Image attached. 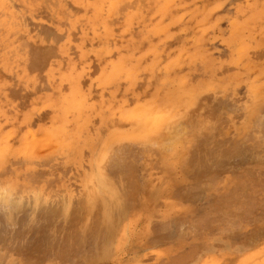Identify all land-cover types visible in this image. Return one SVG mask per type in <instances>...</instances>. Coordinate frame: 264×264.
Here are the masks:
<instances>
[{
  "label": "rangeland",
  "instance_id": "rangeland-1",
  "mask_svg": "<svg viewBox=\"0 0 264 264\" xmlns=\"http://www.w3.org/2000/svg\"><path fill=\"white\" fill-rule=\"evenodd\" d=\"M124 7L125 11H123ZM263 8L264 0H0V186L2 187H0V192L7 191L8 193L10 191L8 194L11 198L13 197L11 200L16 201L19 199V196L17 197L18 193L22 190L23 193L21 192L20 196L25 201L21 198L19 200H22V204L20 201H14L20 204L19 207L22 205V210L18 209L19 212L22 211L20 214L0 202V205L5 206H0V208H3V212L0 209L2 214L13 212V215L14 213L17 215L12 217L11 224L7 221L4 225L6 220L3 221L4 216L2 218L0 213V264H20V262L22 264H264V145L260 147L264 144V47H260L264 46ZM257 9L259 12L261 11L260 14H257ZM247 15L251 19L250 21ZM254 16L255 18H251ZM234 22L236 25L232 26L238 27L231 26ZM161 27H164V29L162 30ZM157 30H161V32L157 33ZM230 31L236 35V38L233 37L234 35L232 36ZM231 36L234 39L232 43ZM159 40L163 41L159 42ZM236 43L239 45H236ZM241 45H243L241 49L245 50L241 52L243 57L238 55L240 54L238 50ZM235 47L237 48L235 49ZM238 57L240 61L237 62ZM258 58L260 62H258ZM235 61L236 63H234ZM247 62L257 64L253 67V64L250 65ZM133 65L135 66L133 67ZM146 65L148 68H145ZM242 65L244 66L242 67ZM249 68L251 71L248 70ZM162 69H166L167 73L165 70L162 72ZM168 69L173 70L171 72ZM129 70L132 75H130ZM137 72H140L139 75ZM177 72L180 75L182 74L183 77H179ZM188 72L190 73L188 74ZM218 80L220 81L218 82ZM129 82H132V84ZM127 83L128 86L126 87ZM223 85L225 88H223ZM190 86L193 87L190 88L191 90L189 89ZM209 86L214 89L209 88ZM252 86L255 88L253 89ZM217 87L218 90L215 89ZM223 89H226L227 95L224 94L225 90L223 92ZM207 90H209V93H207ZM200 92H203V94ZM185 94H188V97ZM215 94L218 95L214 96ZM254 95H256V98ZM211 98L212 102L210 103ZM176 99H178V102L180 100L179 105L182 104V106L176 103ZM153 100L156 102L155 104L160 102V106L158 104L155 106ZM256 101L258 102L257 105L261 107H256L258 109V111L256 109L257 115L251 111V108L254 105L256 106L254 104ZM149 102H151L150 106L152 104L155 108L148 107ZM203 102L208 103L209 108ZM194 103H196V106ZM167 104H169V107H167ZM171 104L181 108L172 107ZM183 105H188V107ZM74 106L77 108L75 109ZM140 106H145L147 109L152 108L153 110L149 109L148 111L145 108V111H150L149 113H152L153 116L157 114L156 121L162 120L160 119L162 114L163 117H169V112L173 109L175 114L180 113L179 116L177 114V117L173 111L171 112V119L176 117L175 119L178 118L176 121L172 119V122H169V120L166 122L164 118L163 122L168 125H175V123L186 120L179 123L182 124L179 126L182 129L183 125L186 124L187 127H184V130L187 128L188 131L183 133V129L180 130L181 137L178 139L180 134L177 137L179 141L175 140L174 143L165 141L166 147L160 138H158L160 144L158 142L156 143L158 145H156L154 142L157 139L156 135L154 137L151 135L153 132H149V135L153 137L150 138L151 136H149V138L154 139L152 141L154 144H151L149 148H153L152 146L155 145L157 149L161 145L164 147V152L159 150L158 153L167 155L169 152L168 156L170 154L172 156L176 155V163L174 161L175 157L163 158L164 155L161 156L156 153L159 148L148 152L142 150L144 142L138 138L139 133L135 129L134 122L132 121L131 124L126 121L127 114L133 113L134 108L135 111H139L140 108L137 107ZM239 106H242L244 110L241 107L240 110ZM143 109L144 107L140 110L144 112ZM230 110L235 111L233 113ZM189 111L194 112V114L190 115ZM241 111L247 113V120H245V113L242 114ZM146 112L143 114L144 119L150 117L151 120L155 118L150 114L145 115ZM235 112L239 113L236 114ZM99 113L100 115H98ZM248 113L252 115H250L251 120ZM239 114H242V116ZM199 115H202L205 119L208 117V119L205 120ZM225 115L229 120L224 118ZM230 115L235 120L233 117L230 119L228 117ZM122 116H125V120ZM180 116H183V118L185 116V118L182 119ZM253 116L256 117L253 118ZM238 117L241 118L238 120ZM117 119H120L117 122L121 123L118 124V127ZM189 120L191 122H188ZM196 120H202L201 124L195 122ZM211 120L213 123H211ZM232 120L234 121L232 122ZM153 121L152 127L154 123L157 124ZM208 121L210 124H207ZM236 121L240 128L242 127L240 123L244 127L240 129L236 125L238 128L236 129L233 124H236ZM194 122L196 123L194 128H197L198 123L200 124L199 127L203 126V128L195 130L196 128L192 127ZM254 122L259 123L258 126L263 125L255 128L252 126L253 124L256 125ZM221 123L224 125H221ZM203 124L209 127L205 128ZM121 125L124 126L121 127ZM191 127L195 133L197 131L196 136L193 134ZM199 129L203 131L199 132ZM205 129L207 131L211 129L213 132L211 130L207 132ZM243 129L245 131L241 132L240 130ZM125 130L129 131L126 132ZM130 130L132 133L137 132L138 134H136L135 140L132 139L129 142L130 136L127 138L125 134L131 135ZM114 131L117 134L121 132V136L123 135L124 138L120 140V134L116 137L117 140L113 138L116 135ZM47 133L54 137H49L50 135L48 137L43 136ZM227 133L228 135L231 133L230 137L232 139ZM68 134L70 135L67 136ZM107 135L115 140L110 139L113 142L109 141L111 144L107 141L109 146H106L105 149V146L102 147V142H105L104 139H108L106 138ZM190 135L193 136L192 139ZM33 136L35 138H32ZM38 136H41L42 139ZM262 136L263 138H261ZM125 137L128 139L126 143L124 141ZM43 138L46 140H44L45 142ZM33 139H35V142ZM137 139L141 142L137 141L135 144H138L135 146L133 142ZM208 140H210V143H208ZM259 140H261V143ZM33 142L35 145L38 144V149L33 146ZM121 143L129 146L131 143L132 150L130 149L127 155L123 154L122 156L117 148H113L116 145L118 147V144ZM21 144H27L26 146H29V148L25 145L21 146ZM182 144L183 146H181ZM207 144L210 149H207L209 147ZM256 144L258 147H256ZM31 146L36 149H32ZM67 147L71 148L67 149ZM167 147L168 149H166ZM178 147L184 149L180 150ZM73 149L75 150L72 151ZM30 153L32 154L29 155ZM81 153L85 156H82ZM147 153L150 154V158L144 156ZM39 155L46 157L40 159ZM119 155L124 158L121 160ZM151 155L157 157L152 158ZM256 155L258 157L261 155L260 158L263 159H255ZM52 156H56L55 158H59V160L57 161L55 158V161L50 160ZM47 157H51L49 159L51 164L48 161V166V163H43ZM161 157L163 160H161ZM185 157L188 158L185 159ZM183 158L185 162H183ZM112 159L114 160L112 161ZM123 160L125 163L122 162ZM196 160H198V163ZM144 161H148L145 163L147 166L143 165ZM178 161L180 162L178 163ZM106 162L109 163V166ZM116 162L122 169L116 175V177H119H114V180L115 178L118 179L116 187L120 190V192L118 190L117 192H119V203L121 204L114 206L113 214L117 215V213L122 212L124 216L117 219L118 221L113 228L110 229L102 218L99 219L101 216L100 210H96L95 215L84 216L85 218L74 219L71 223H64L63 219L59 218L57 220L56 217L50 222L41 220L39 215L43 207L34 210L33 215L30 214L31 207H26L28 203L33 207L34 198L38 199L44 188V195L42 194L39 198H41V204L47 199V202H50L49 207L57 208L58 201L62 200L63 197V199L69 197L72 200L70 202H75L82 196L85 198V193L88 192L87 185L91 184L90 188L92 187L91 174L101 176L104 173L103 176L105 177L107 175L105 173L108 172H105L107 168L117 165ZM36 163L39 164L36 165ZM53 164H57V166H51ZM184 165H186L185 169ZM37 166L38 168H36ZM34 169H37L36 172H40L39 174L44 176L39 180H31V177L29 179L26 172ZM256 169L258 172L255 171ZM22 173L25 176H22ZM166 174L173 177L169 178ZM44 177L45 179H43ZM109 177L107 175V178ZM182 177H187V180ZM26 181L29 183L33 181L31 183L33 186L29 184L32 187H25L24 183L26 184ZM207 181L210 183H206ZM225 183L231 184V187ZM119 185H122L121 189H119ZM151 185L155 187L152 188L153 192L150 188ZM161 185L165 187L163 188ZM211 185L213 187H210ZM23 186L27 189L26 192ZM171 186L173 189L169 188ZM33 187H37L36 192ZM29 188L30 191L32 189L31 194L27 192ZM38 188H40V191H38ZM206 189L207 192H205ZM250 189L255 190H252L253 193H251ZM257 191L259 192L257 193ZM27 193L31 196L30 202L27 200ZM23 194L27 199L24 198ZM51 195H55V198ZM138 195L139 197H137ZM142 195L144 199H141ZM149 197H152V199ZM248 197L251 199L249 200ZM49 198H52V201ZM145 198L148 199L145 200ZM31 202L32 204H30ZM37 202L39 201L37 200ZM51 202H57L54 203L56 206ZM24 206L26 209H24ZM237 207H239L238 209L241 208L240 211ZM4 208L5 212L8 208L10 211L5 213ZM16 212L18 213L16 214ZM31 212H33L32 209ZM31 215L35 218L34 221L33 218H30ZM114 217L116 218V216ZM230 217H234V220ZM228 218L232 221L230 222ZM29 219L33 223L32 221L27 223ZM228 221L232 224V227ZM80 222H83L84 226ZM7 224L12 229L10 226L7 228ZM224 224L225 227H223ZM123 227H125V230H123ZM224 229L228 231L223 233L225 232ZM111 230L113 235L110 233ZM155 238L157 240L153 242L152 240H155Z\"/></svg>",
  "mask_w": 264,
  "mask_h": 264
},
{
  "label": "bare ground",
  "instance_id": "bare-ground-1",
  "mask_svg": "<svg viewBox=\"0 0 264 264\" xmlns=\"http://www.w3.org/2000/svg\"><path fill=\"white\" fill-rule=\"evenodd\" d=\"M240 1H241V0H240ZM56 3H57V2H56ZM166 6H168V4H166ZM147 8H148V7H147ZM152 8H153V7H152ZM96 9H97V8H96ZM236 9H237V8H236ZM121 10H122V8H121ZM121 10H120V11H121ZM259 10H260V8H259ZM262 10H264V8H263ZM123 11H125V7H124V10H123ZM179 11H180V10H179ZM179 11H178V12H179ZM257 11H258V9L256 10V12H257ZM141 12H144V11H141ZM260 12H261V11H260ZM260 12L258 11L257 14H258V13L260 14ZM96 13H97V12H96ZM235 13H236V12H235ZM63 14H64V13H63ZM120 14H121V13H120ZM165 14H166V13H165ZM255 14H256V13H255ZM88 16H89V15H88ZM181 16H182V15H181ZM181 16H180V18H181ZM247 16H248V15H247ZM247 16H246V17H247ZM256 16H257V15H256ZM164 17H165V16H164ZM196 17H197V16H196ZM248 18H249V16H248ZM251 18H255V16H254V17H251ZM235 19H236V18H235ZM263 19H264V18H263ZM159 20H160V19H159ZM176 20H177V19H176ZM250 20H251V19L249 18V21H250ZM178 21H179V20H178ZM233 21H234V20H233ZM143 23H144V21H143ZM182 23H183V22H182ZM184 23H185V22H184ZM196 23H197V22H196ZM250 23H251V22H250ZM185 24H186V23H185ZM194 24H195V23H194ZM197 24H198V23H197ZM234 24H235V22L232 23L231 26L234 25ZM240 24H241V23H240ZM240 24H239V25H240ZM154 25H155V24H154ZM235 25H236V24H235ZM232 27H234V26H232ZM232 27H230V28H232ZM236 27H238V26H236ZM236 27H234V28H236ZM239 27H240V26H239ZM161 28H162V27H161ZM230 28H229V29H230ZM159 29H160V28H159ZM163 29H164V27L162 28V30H163ZM237 29H240V28H237ZM188 30H189V29H188ZM230 30H233V29H230ZM154 31H155V30H154ZM154 31H153V32H154ZM228 31H229V30H228ZM155 32H156V31H155ZM155 32H154V33H155ZM158 32H161V30H157V33H158ZM190 32H191V31H190ZM233 32H234V31H233ZM154 33H153V34H154ZM220 33H221V32H220ZM230 33L232 34L231 31H230ZM245 33H246V32H245ZM194 34H195V33H194ZM201 34H202V33H201ZM235 34H236V33H235ZM156 35H157V34H156ZM226 35H227V34H226ZM229 35H230V34H229ZM233 35H234V33L232 34V36H233ZM157 36H159V35H157ZM232 36H231V43L234 42V41H232V40H234L233 37L236 38V35H234L233 37H232ZM227 37H228V36H227ZM263 37H264V36H263ZM191 38H192V37H191ZM199 38H201V37H199ZM256 38H257V37H256ZM77 39H78V38H77ZM179 39H180V38H179ZM219 39H220V38H219ZM61 40H62V39H61ZM193 40H195V39H193ZM249 40H250V39H249ZM161 41H163V40H161ZM161 41L159 40V42H161ZM235 41H237V40H235ZM181 42H182V41H181ZM263 42H264V41H263ZM195 43H197V42H195ZM198 43H200V42H198ZM249 43H250V42H249ZM257 43H258V42H257ZM157 44H158V43H157ZM233 44H234V43H233ZM237 44H238V43H236V45H237ZM254 44H255V43H254ZM164 45H165V44H164ZM191 45H192V44H191ZM223 45H224V44H223ZM238 45H239V44H238ZM260 45H261V44H260ZM226 46H227V45H226ZM242 46H243V45L240 46L239 50L237 49L238 52L240 51V52H239L240 54H238V53H236V52L234 51L236 54H238V55H240V56H241V54H242L241 52H242V50H243V49H241ZM161 47H162V46H161ZM164 47H165V46H164ZM190 47H191V46H190ZM260 47H264V46H260ZM228 48H229V47H228ZM236 48H237V47H235V49H236ZM244 48H245V46H244ZM249 48H250V47H249ZM251 48H252V47H251ZM254 48H257V47H254ZM22 49H23V48H22ZM153 49H154V48H153ZM153 49H152V50H153ZM196 49H197V48H196ZM203 49H205V48H203ZM18 51H19V50H18ZM158 51H159V50H158ZM243 51H245V50H243ZM247 51H248V50H247ZM253 51H254V50H253ZM195 52H196V51H195ZM254 52H255V51H254ZM146 53H147V52H146ZM154 53H155V52H154ZM156 53H157V52H156ZM156 53H155V54H156ZM160 53H161V52H160ZM196 53H197V52H196ZM245 53H246V52H245ZM178 54H179V53H178ZM192 54L194 55V53H192ZM153 55H154V54H153ZM153 55H152V56H153ZM168 55H169V54H168ZM201 55H202V54H201ZM205 55H206V54H205ZM205 55H204V56H205ZM233 55H234V54H233ZM246 55H247V54H246ZM146 56H147V55H146ZM194 56H195V55H194ZM199 56H200V55H199ZM218 56H219V55H218ZM138 57H139V56H138ZM167 57H168V56H167ZM184 57H185V56H184ZM196 57H197V56H196ZM241 57H243V55H242ZM241 57H240V59H241ZM200 58H203V57H200ZM221 58H222V57H221ZM162 59H163V58H162ZM182 59H183V57H182ZM191 59H192V58H191ZM225 59H226V58H225ZM243 59H244V58H243ZM253 59H254V58H253ZM258 59H259V58H258ZM195 60H196V59H195ZM199 60H201V59H199ZM241 60H242V59H241ZM129 61H130V60H129ZM137 61H138V60H137ZM145 61H146V60H145ZM171 61H172V60H171ZM236 61H237V62L240 61V60H239V57H238V60L236 59ZM236 61H235L234 63H236ZM254 61H255V60H254ZM254 61H253V62H254ZM124 62H125V61H124ZM152 62H153V61H152ZM161 62H162V60H161ZM173 62H174V61H173ZM173 62H172V63H173ZM196 62H197V61H196ZM203 62H204V61H203ZM251 62H252V61H251ZM258 62H260V59L258 60ZM143 63H144V62H143ZM150 63H151V62H150ZM191 63H192V62H191ZM247 63H248V62H247ZM126 64H127V63H126ZM151 64H152V63H151ZM151 64H150V65H151ZM166 64H167V63H166ZM169 64H170V63H169ZM194 64H195V63H194ZM248 64L252 65L253 63H252V64H251V63H248ZM256 64H257V63H256ZM256 64H255V65H256ZM258 64H259V63H258ZM260 64H261V63H260ZM118 65H119V64H118ZM135 65H137V64H135ZM135 65H133V67H134ZM141 65H142V64H141ZM164 65H165V64H164ZM176 65H177V64H176ZM187 65H188V63H187ZM190 65H191V64H190ZM255 65L253 64V67H255ZM89 66H90V65H89ZM114 66H115V65H114ZM131 66H132V65H131ZM179 66H181V65H179ZM184 66H185V65H184ZM191 66H192V65H191ZM224 66H225V65H224ZM240 66H241V65H240ZM243 66H244V65H242V67H243ZM248 66H249V65H248ZM138 67H139V66H138ZM167 67H168V66H167ZM173 67H174V65H173ZM186 67H187V66H186ZM198 67H199V66H198ZM226 67H227V66H226ZM263 67H264V66H263ZM145 68H148L147 65L145 66ZM145 68H143V69H145ZM168 68H169V67H168ZM178 68H179V67H178ZM178 68H177V69H178ZM221 68H222V66H221ZM135 69H136V67H135ZM152 69H153V68H152ZM185 69H186V68H185ZM197 69H198V68H197ZM239 69H240V68H239ZM251 69L253 70V68H251ZM254 69H255V68H254ZM127 70H128V69H127ZM157 70H158V69H157ZM162 70H163V69H162ZM164 70H165V72H166V69H164ZM164 70H163L162 72H164ZM168 70H170V69H168ZM172 70H173V69H172ZM172 70H170V71L172 72ZM180 70H181V69H180ZM216 70H217V69H216ZM226 70H227V68H226ZM232 70H233V69H232ZM248 70H250V68H249ZM129 71H130V70H129ZM140 71H141V70H140ZM142 71H144V70H142ZM250 71H251V70H250ZM261 71H262V68H261ZM171 72H170V73H171ZM178 72H179V71H178ZM178 72H177V74H179ZM127 73H128V72H127ZM137 73H138V72H137ZM139 73H140V72H139ZM139 73H138V75H139ZM146 73H147V72H146ZM166 73H167V72H166ZM180 73H181V72H180ZM186 73H187V72H186ZM189 73H190V72H188V74H189ZM216 73H217V72H216ZM171 74H172V73H171ZM174 74H175V73H174ZM183 74H184V72H183ZM244 74H245V73H244ZM248 74H249V73H248ZM100 75H101V74H100ZM126 75H127V74H126ZM126 75H125V76H126ZM130 75H132V74H131V71H130ZM136 75H137V74H136ZM136 75H135V76H136ZM143 75H144V73H143ZM154 75H155V74H154ZM133 76H134V75H133ZM141 76H142V75H141ZM152 76H153V75H152ZM174 76H175V75H174ZM180 76H182V74H181V75L179 74V77H180ZM190 76H191V75H190ZM246 76H247V75H246ZM143 77H145V76H143ZM182 77H183V76H182ZM186 77H187V76H186ZM196 77H197V76H196ZM196 77H195V78H196ZM130 78H133V77H130ZM134 78H135V77H134ZM134 78H133V79H134ZM171 78H172V77H171ZM219 78H220V77H219ZM143 79H144V78H143ZM160 79H161V78H160ZM186 79H187V78H186ZM220 79H221V78H220ZM135 80H136V79H135ZM180 80H181V79H180ZM188 80H189V79H188ZM128 81H130V80H128ZM132 81H134V80H132ZM149 81H150V80H149ZM181 81L183 82V80H181ZM219 81H220V80H218V82H219ZM116 82H119V81H116ZM200 82H201V81H200ZM104 83H105V82H104ZM114 83H115V82H114ZM119 83H120V82H119ZM129 83L132 84V82H129ZM147 83H148V82H147ZM147 83H146V84H147ZM189 83H190V82H189ZM220 83H221V82H220ZM230 83H231V82H230ZM230 83H229V84H230ZM72 84H73V83H72ZM133 84H135V83H133ZM198 84H199V83H198ZM210 84H211V83H210ZM151 85H152V84H151ZM188 85H189V84H188ZM204 85H205V84H204ZM242 85H243V84H242ZM115 86H116V85H115ZM127 86H128V83H127L126 87H127ZM193 86H194V85H193ZM195 86H196V84H195ZM213 86H214V85H213ZM255 86H256V85H255ZM130 87H131V86H130ZM191 87H192V86H190L189 89H190ZM202 87H203V86H202ZM252 87H253V89L255 88L254 86H252ZM192 88H193V87H192ZM196 88H197V87H196ZM209 88H211V86H209ZM212 88H213V87H212ZM212 88H211V89H212ZM219 88H220V86H219ZM219 88L217 87V88H215V89L218 90ZM223 88H225L224 85H223ZM227 88H228V87H227ZM227 88H226V89H227ZM148 89H149V87H148ZM160 89H161V88H160ZM197 89H198V88H197ZM202 89H203V88H202ZM207 89H208V88H207ZM211 89H209V90H211ZM213 89H214V88H213ZM226 89H223V92H224V90H225V93H224V94H226ZM236 89H237V88H236ZM120 90H121V89H120ZM127 90H128V88H127ZM146 90H147V89H146ZM185 90H186V89H185ZM190 90H191V89H190ZM193 90H194V89H193ZM193 90L191 91L192 93H193ZM209 90H207L208 92H207V91H206V92L209 93ZM217 90H216V91H217ZM228 90H229V89H228ZM245 90H246V89H245ZM124 91H125V90H124ZM134 91H135V90H134ZM171 91H172V90H171ZM181 91H182V90H181ZM181 91H180V92H181ZM252 91H253V90H252ZM252 91H251V92H252ZM257 91H259V90H257ZM257 91H256V92H257ZM91 92H92V91H91ZM126 92H127V91H126ZM126 92H124V93H126ZM145 92H146V91H145ZM167 92H168V91H167ZM180 92H179V93H180ZM203 92H204V91H203ZM203 92H200V93L203 94ZM206 92H205V93H206ZM214 92H215V91H214ZM214 92H213V93H214ZM217 92H220V91H217ZM223 92H222V90H221V93H222V94H223ZM143 93H144V92H143ZM210 93H211V91H210ZM213 93H212V94H213ZM249 93H250V92H249ZM257 93H258V92H257ZM257 93H256V95H257ZM167 94H168V93H167ZM190 94H191V93H190ZM212 94H211V95H212ZM218 94H219V93H218ZM218 94H215L214 96H216V95H218ZM222 94H220V95H222ZM224 94H223V95H224ZM254 94H255V92H254ZM102 95H103V94H102ZM135 95H136V94H135ZM137 95H138V94H137ZM139 95H140V94H139ZM139 95H138V96H139ZM155 95H157V94H155ZM185 95H186V94H185ZM185 95H184V96H185ZM187 95H188V94H187ZM187 95H186V96H187ZM191 95H192V94H191ZM226 95H227V94H226ZM226 95H225V96H226ZM249 95H250V94H249ZM256 95H254V97H255ZM127 96H128V95H127ZM200 96H201V95H200ZM200 96H199V97H200ZM228 96H229V95H228ZM228 96H227V97H228ZM238 96H239V94H238ZM259 96H260V95H259ZM175 97H176V96H175ZM187 97H188V96H187ZM197 97H198V96H197ZM260 97H261V96H260ZM127 98H128V97H127ZM136 98H138V97H136ZM143 98H144V97H143ZM145 98H146V97H145ZM155 98H158V97H155ZM155 98H153V99H155ZM195 98H196V97H195ZM255 98H256V97H255ZM140 99H141V98H140ZM140 99H139V100H140ZM179 99L181 100V98H179ZM187 99H188V98H187ZM187 99H186V100H187ZM228 99H229V98H228ZM242 99H243V98H242ZM244 99H245V98H244ZM247 99H248V97H247ZM137 100H138V99H137ZM176 100H177L176 103H178V105H179L180 100H179V102H178V99H176ZM249 100H250V99H249ZM249 100H248V101H249ZM141 101H142V100H141ZM153 101H154V100H153ZM200 101H202V100H200ZM203 101H204V99H203ZM230 101H231V100H230ZM240 101H241V100H240ZM240 101H239V102H240ZM248 101H247V102H248ZM258 101H260V100H258ZM174 102H175V101H174ZM174 102H173V103H174ZM181 102H182V101H181ZM185 102H186V101H185ZM191 102H192V101H191ZM205 102H206V101H205ZM205 102H203V103H204V105L206 106L208 103L205 104ZM211 102H212V98H211L210 103H211ZM231 102H232V101H231ZM122 103H123V102H122ZM147 103H148V102H147ZM150 103H151V102H149V104H148L149 106H148V107H152V108H155V106H157V104H158V105L161 104L160 102L157 103V104H155L156 102L154 101L155 106H152V104H151V106H150ZM196 103H197V102H196ZM196 103H194L195 106H196ZM201 103H202V102H201ZM210 103H209V105H211ZM237 103H238V101H237ZM169 104H170V103H169ZM169 104H167V107H169ZM188 104H189V103H188ZM254 104H256V106L254 105L255 107L253 106V107L251 108V111L254 112V113H256V115H257V111H258L257 108L260 107V106L257 105V104H258L257 101H256V103L254 102ZM261 104H262V103H261ZM111 105H112V104H111ZM143 105H146V104H143ZM239 105H240V103H239ZM242 105H243V104H242ZM262 105H263V104H262ZM112 106H113V105H112ZM122 106H123V105H122ZM159 106H160V105H159ZM171 106H172V104H171ZM179 106H182V104L179 105ZM179 106L176 107V106H174V104H173L172 107H176V108L179 109V108H181V107H179ZM183 106H184V105H183ZM186 106L188 107V105H186ZM186 106H184V107H186ZM205 106H204V107H205ZM232 106H233V105H232ZM234 106H235V105H234ZM234 106H233V107H234ZM126 107H127V106H126ZM142 107H144V109H143L144 112H142V111L140 110V109H142ZM142 107H141V106H140V107H137V108H140L139 111H138V110L135 111V108H134L133 113L131 112L132 114H131V113L127 114V117H126V121H128L129 123H131L132 121L134 122V124H135V125H134V126H135V129L137 130V132H138L139 134H138L137 132H136V133H135V132L132 133L131 130H130V132H129L131 135H129V134H127V133H126V134H125V133H122V134L127 135V138H128V136H130V138H129V142L132 141V139L135 140L136 137H137L136 134H138V135H139L138 138H139L140 140H142V142H144V144L142 145V150H146V152H148V151H155V149H156V146H155V145L152 146L153 148H149V146H150L151 144H154V142H155V144L158 143V142H159V139H158V138L162 139L163 144H164L165 141H166V142L174 143L175 140H178V139L181 137V133H180L181 131H180V130L183 129V131H184L183 133H185V132L188 131L187 128L184 130V127H187V126H185L186 124L183 125L184 127H182V129H181V126H179V125H182V124H179V123H182V122L185 120V119H184L185 116H184V118H183V116H180V117H181L182 119H184V120H183L182 122L180 121L179 123H175V125H170V124L168 125V124L166 123L167 120H169V122H170V121L172 122V119H175V118H176V117H174V118L171 119V117H170V114L172 115L171 112H172L174 109H173V110L170 109L171 111L169 112V115L167 114V115L170 117V119H169V117H167V116H166V117H163V114H162V115H161L162 117L160 118V119H162V120H157V121H156L155 119H156L157 114H156V116H153L152 113H149L150 111H149V112H146V111H145V108H146L145 106H142ZM189 107H190V106H189ZM193 107H194V106H193ZM240 107L242 108V106H239V109L241 110ZM256 107H257V108H256ZM74 108L76 109L77 107L74 106ZM137 108H136V109H137ZM152 108H151V109H152ZM191 108H192V107H191ZM191 108H190V109H191ZM202 108H203V106H202ZM207 108H209L208 105H207ZM220 108H221V107H220ZM260 108H261V107H260ZM146 109H147V108H146ZM149 109H150V108H148L147 111H148ZM151 109H150V110H151ZM182 109H183V108H182ZM190 109H189V110H190ZM231 109H232V108H231ZM237 109H238V108H237ZM237 109H236V111H237ZM253 109H254V110H253ZM256 109H257V111H256ZM152 110H153V109H152ZM195 110H196V109H195ZM195 110H194V111H195ZM198 110H199V109H198ZM204 110H205V109H204ZM219 110H222V109H219ZM223 110H224V109H223ZM223 110H222V111H223ZM240 110H238V111L240 112ZM242 110H244V109L242 108ZM249 110H250V109H249ZM259 110H260V109H259ZM120 111H121V110H120ZM123 111H124V110H123ZM134 111H135V112H134ZM175 111H176V110H175ZM179 111H180V110H179ZM202 111H203V109H202ZM202 111H201V112H202ZM231 111L233 112V111H235V110H230V112H231ZM86 112H87V111H86ZM115 112H116V111H115ZM145 112H146L145 115H149V114H150V116L155 117V118H152V119H154L155 121H153L152 119L150 120V117L148 118L149 120H148L147 118L144 119L145 117H144L143 114H144ZM186 112L188 113V111H186ZM189 112H190V111H189ZM197 112H198V111H197ZM201 112H200V113H201ZM208 112H209V111H208ZM217 112H218V111H217ZM217 112H216V113H217ZM225 112H226V111H225ZM227 112H229V111H227ZM239 112H235V113L237 114V113H239ZM241 112H242V111H241ZM246 112H247V111H246ZM248 112H250V111H248ZM120 113H121V112H120ZM137 113H138V114H137ZM156 113H157V112H156ZM173 113H174V111H173ZM192 113L194 114V112H192ZM192 113L190 112V115H191ZM233 113H234V112H233ZM244 113H245V111H244ZM244 113L242 112V114H244ZM254 113H253V114H254ZM113 114H114V113H113ZM117 114H118V113H117ZM117 114H116V116H117ZM141 114H142L143 116H142ZM151 114H152V115H151ZM159 114H160V113H159ZM174 114H175V113H174ZM177 114H178V113H176L175 115L177 116ZM188 114H189V113H188ZM196 114H197V113H196ZM219 114H220V112H219ZM242 114H241V115L239 114V115L242 116ZM98 115H100V113H99ZM179 115H180V113L178 114V116H179ZM181 115H182V114H181ZM183 115H185V114L183 113ZM197 115H198V114H197ZM215 115H216V114H215ZM245 115H246V117H245L246 119H245V120H247V119H248L247 113H245L244 116H245ZM248 115H249V113H248ZM250 115H251V113H250ZM250 115H249V118H250V120H251V118H252L251 116H252V115H251V116H250ZM119 116H120V115H119ZM178 116H177V117H178ZM192 116H193V115H192ZM201 116H202V115H199V117H201ZM203 116H205V114H203ZM203 116H202V118L205 119V117H203ZM209 116H210V115H209ZM226 116H227V115H225L224 118H227ZM97 117H98V116H97ZM122 117H123L124 120H125V116H122ZM146 117H148V116H146ZM172 117H173V116H172ZM188 117L191 118V116H189V115H188ZM188 117H186V118H188ZM206 117H207V116H206ZM210 117H211V116H210ZM228 117H230V119H231V117H233V116L230 115V116H228ZM254 117H256V116H253V118H254ZM259 117H260V115H259ZM114 118H115V117H114ZM117 118H118V117H117ZM119 118H121V117H119ZM123 118H122V119H123ZM157 118H158V117H157ZM164 118L166 119V122H163V121H164V120H163ZM181 118H180V119H181ZM214 118H215V117H214ZM239 118H241V117H238V120H239ZM263 118H264V117H263ZM158 119H159V118H158ZM177 119H178V118H177ZM177 119H175L174 121H176ZM180 119H179V120H180ZM196 119H197V118H196ZM204 119H202V120H204ZM206 119H208V117H207ZM206 119H205V120H206ZM227 119L229 120V118H227ZM227 119H226V120H227ZM233 119H234V117H233ZM236 119H237V118H236ZM243 119H244V118H243ZM243 119H242V120H243ZM112 120H113V119H112ZM119 120H120V119H119ZM119 120H118V119L116 120L117 127H118V124H121V123H118ZM179 120H178V121H179ZM191 120H194V119H191ZM191 120H189L188 122H191ZM202 120H199V121L196 120L195 122H199V123H200V122H202ZM216 120H218V119H216ZM234 120H235V119H234ZM234 120H232V122H233ZM245 120H244V123H245ZM261 120H262V119H261ZM91 121H92V120H91ZM117 121H118V122H117ZM121 121H122V120H121ZM152 121H153V123H154V122H157V124H155V123H154L155 125L153 124V127H152V125H151V124H152ZM185 121H186V120H185ZM209 121H210V119H209ZM209 121H208V122H209ZM219 121H220V120H219ZM263 121H264V119H263ZM148 122H151V123L149 124ZM195 122L193 123V124H194V125L192 126L193 128H194V126H195V124H196ZM204 122H205V121H204ZM229 122H230V121H229ZM257 122H260V121H257ZM76 123H77V122H76ZM92 123H93V122H92ZM92 123H91V124H92ZM112 123H113V122H112ZM122 123H123V122H122ZM162 123H163V124H162ZM173 123H174V122H173ZM184 123H186V122H184ZM199 123L197 124V128H196V127H195L196 129L194 128L195 130H197L198 128H200V129L203 128V126H202V127H199V125L201 124V123H200V124H199ZM211 123H213L212 120H211ZM214 123H216V122H214ZM244 123H243V124H244ZM247 123H248V121H247ZM247 123H246V125H247ZM249 123H250V122H249ZM249 123H248V124H249ZM254 123H255V122H254ZM71 124H72V123H71ZM131 124H132V123H131ZM207 124H210V122L207 123ZM222 124H223V123H221V125H222ZM227 124H228V122H227ZM231 124H232V123H231ZM231 124H229V125L232 127ZM233 124H234L235 127H236V125H238V124H237V121H236V124H235V123H233ZM255 124H256V123H255ZM258 124H259V123H258ZM258 124H256V125L253 124L252 126H254L255 128H256V126H257V127L259 128V126H262V125H263V124H262V125H259V126H258ZM114 125L116 126V124H114ZM149 125H151V126H149ZM189 125H190V123H189ZM203 125H204V124H203ZM212 125H213V124H212ZM212 125H211V127H212ZM223 125H224V124H223ZM240 125L242 126L241 128L244 127L241 123H240ZM250 125H251V123H250ZM69 126H70V125H69ZM80 126H81V125H80ZM90 126H92V125H90ZM95 126H96V125H95ZM106 126H107V124H106ZM123 126H124V125H121V127H123ZM204 126H205V125H204ZM78 127H79V126H78ZM78 127H77V128H78ZM99 127H100V126H99ZM110 127H111V126H110ZM192 127H191V129H193ZM206 127H209V126H205V128H206ZM220 127H221V126H220ZM235 127H233V128L235 129ZM238 127H239V125H238ZM101 128H102V127H101ZM103 128H104V127H103ZM188 128H190V127L188 126ZM224 128H225V127H224ZM224 128H223V129H224ZM228 128H229V126H228ZM239 128H240V127H239ZM241 128H240V129H241ZM255 128H254V129H255ZM260 128H261V127H260ZM71 129H72V127H71ZM78 129H79V128H78ZM78 129H77V130H78ZM89 129H90V128H89ZM99 129H100V128H99ZM135 129H134V130H135ZM194 129H193V134H194V135H195V134L197 135V131H196V133H195V132H194ZM200 129L198 130L199 132H200V131H203V130H200ZM220 129H221V128H220ZM229 129H231V130L234 132V130H233L232 128H229ZM236 129H238V128L236 127ZM236 129H235V130H236ZM244 129H245V128H244ZM244 129H243V130H240V131H241V132H242V131H245L246 129H245V130H244ZM82 130H83V129H82ZM100 130H101V129H100ZM108 130H109V129H108ZM205 130H206V129H205ZM210 130H211V129H210ZM210 130H208V131L206 130V131L209 132ZM227 130H228V129H227ZM259 130H260V129H259ZM27 131H29V130H27ZM52 131H53V130H52ZM85 131H86V130H85ZM125 131H126V130H125ZM128 131H129V130H128ZM128 131H126V132H128ZM189 131H191V130H189ZM206 131H205V132H206ZM225 131H226V130H225ZM236 131H237V130H236ZM256 131H257V130H256ZM256 131H255V132H256ZM88 132H89V131H88ZM99 132H100V131H99ZM114 132H115V131H114ZM123 132H124V131H123ZM149 132H153V133L151 134V135H153V136L156 135V138H157V139H155V140H158L157 142H156L154 139H150V138H153V137H152L151 135H149ZM199 132H198V134H199ZM211 132H213V131L211 130ZM227 132H228V131H227ZM253 132H254V131H253ZM263 132H264V130H263ZM29 133H30V131H29ZM33 133H34V132H33ZM115 133H116V132H115ZM190 133H191V132H190ZM231 133H232V132H231ZM231 133H230V134H231ZM258 133H259V132H258ZM258 133H257V135H258ZM44 134H45V133H44ZM61 134H62V132H61ZM66 134H67V133H66ZM91 134H92V132H91ZM109 134H110V133H109ZM111 134L113 135V133H111ZM119 134H120V140H121V138H124L123 135H122L123 137L121 136V132L118 133V134L116 133L115 137L113 136V138L116 139V137L119 136ZM179 134H180V136L178 137ZM219 134H221V133H219ZM230 134L228 135V133H227V135H228L229 137H230ZM9 135H10V134H9ZM9 135H8V136H9ZM31 135H32V134H31ZM49 135H50V134L47 133V135H43V136H47V137H48ZM62 135H63V134H62ZM69 135H70V134H68L67 136H69ZM182 135H183V134H182ZM184 135H185V134H184ZM196 135H195V136H196ZM201 135H202V134H201ZM212 135H213V134H212ZM212 135H211V136H212ZM223 135H224V134H223ZM233 135H234V134H233ZM233 135H232V136H233ZM235 135H236V133H235ZM251 135H253V134H251ZM257 135H256V136H257ZM261 135H262V134H261ZM56 136H57V135H56ZM56 136H55V137H56ZM73 136H74V134H73ZM149 136H151V137L149 138ZM195 136H194V138H195ZM199 136H200V135H199ZM253 136L255 137V135H253ZM258 136H260V135H258ZM36 137H37V136H36ZM38 137H39V136H38ZM47 137H46V138H47ZM49 137H52V138H53L54 136H53V135H52V136L50 135ZM154 137H155V136H154ZM177 137H178V139H177ZM184 137H185V136H184ZM188 137H189V136H188ZM191 137H193V136L190 135V138H191ZM220 137H222V136H220ZM220 137H218V138L221 139ZM224 137H225V136H224ZM245 137H246V136H245ZM251 137H252V136H251ZM7 138H8V137H7ZM29 138H30V137H29ZM32 138H35V137L33 136ZM32 138H31V139H32ZM39 138H41V136H40ZM44 138H45V137H44ZM44 138H43V141L46 139V138H45V139H44ZM52 138H51V139H52ZM56 138H57V137H56ZM62 138H63V137H62ZM106 138H108L109 140H108V139H106V140L104 139V141H105L106 143H105V142H102V147L105 146V149H106V146H109V145L107 144V141L109 142L110 139H112L113 141L115 140V139L111 138L109 135H107ZM125 138H126V137H125ZM127 138H126V139H127ZM256 138H257V137H256ZM261 138H263V136H262ZM1 139H2V138H1ZM41 139H42V138H41ZM47 139L49 140L50 138H47ZM54 139H55V138H54ZM126 139H125V140L122 139V140H124L125 143H126V142L128 141V139H127V140H126ZM191 139H192V138H191ZM230 139H232V138L230 137ZM234 139H235V138H234ZM253 139H254V138H253ZM257 139H258V138H257ZM33 140H34V142H35V139H33ZM48 140H47V141H48ZM64 140H65V138H64ZM112 140H111L110 142H112ZM116 140H117V139H116ZM134 140H133V141H134ZM140 140L137 139V140H136L135 142H133V143L135 144L137 141H140ZM153 140H154V142H152ZM183 140H184V139H183ZM185 140H186V139H185ZM261 140H262V139H261ZM261 140H259V142H260ZM39 141H40V140H39ZM45 141H46V140H45ZM45 141H44V142H45ZM118 141H119V140H118ZM172 141H173V142H172ZM178 141H179V140H178ZM204 141H205V140H204ZM208 141H209L208 143H210V140H208ZM252 141H253V140H252ZM263 141H264V140H263ZM263 141H262V142H263ZM34 142H33V146H36V147H37L38 144L35 145ZM37 142H38V140H37ZM37 142H36V143H37ZM49 142H50V141H49ZM49 142H48V143H49ZM110 142H109V144H111ZM140 142H141V141H140ZM247 142H248V141H247ZM249 142H251V141H249ZM253 142H254V141H253ZM253 142H252V143H253ZM26 143H27V142H26ZM31 143H32V142H31ZM42 143H43V142H42ZM50 143H51V142H50ZM57 143H58V142H57ZM78 143H79V142H78ZM85 143H86V142H85ZM96 143H97V142H96ZM112 143H113V142H112ZM123 143H124V142H123ZM123 143H121L120 145L118 144V147H116L117 145H116L115 147H113V148H117V150H119V151L121 152L122 156H123V154H126V155H127V152H129V150L131 149V143H130V146H129V145H126V144H123ZM171 143H169V144H171ZM187 143H188V142H187ZM189 143H190V141H189ZM260 143H261V142H260ZM19 144H20V143H19ZM55 144H56V142H55ZM79 144H80V143H79ZM103 144H104V145H103ZM137 144H138V143H137ZM137 144H135V146H136ZM146 144H147V145H146ZM158 144H160V142H159ZM158 144H156V145H158ZM163 144H162V145H163ZM226 144H227V143H226ZM23 145L26 146L27 144H23ZM23 145L21 144V146H23ZM112 145L114 146V144H112ZM112 145H110V146H112ZM164 145H165V147H166V144H164ZM164 145H163V146H164ZM187 145H188V144H187ZM193 145H194V144H193ZM207 145H208V144H207ZM210 145H211V144H210ZM254 145H255V144H254ZM263 145H264V144L260 145V147L263 146ZM55 146H56V145H55ZM68 146H69V145H68ZM76 146H77V145H76ZM87 146H88V145H87ZM135 146H134V147H135ZM170 146H171V145H170ZM170 146H169V147H170ZM174 146H175V145H174ZM176 146H177V145H176ZM181 146H183V144H182ZM208 146H209V145H208ZM251 146H253V145H251ZM6 147H7V146H6ZM26 147L29 148V146H26ZM48 147H49V146H48ZM53 147H54V146H53ZM74 147H75V146H74ZM132 147H133V146H132ZM150 147H151V146H150ZM171 147H172V146H171ZM171 147H170V148H171ZM224 147H225V146H224ZM256 147H258L257 144H256ZM8 148H9V147H8ZM24 148H25V147H24ZM24 148H22V149H24ZM31 148H32V146H31ZM43 148H44V147H43ZM69 148H71V147H67V149H69ZM118 148H119V149H118ZM158 148H159V149H158ZM178 148H179V147H178ZM208 148L210 149V146L207 147V149H208ZM220 148H221V147H220ZM4 149H5V148H4ZM4 149H3V151H4ZM20 149H21V147H20ZM20 149H19V150H20ZM25 149H27V148H25ZM32 149H36V148H32ZM32 149H31V151H32ZM37 149H38V147H37ZM75 149H77V148H75ZM75 149H73L72 151H74ZM100 149H102V148L100 147ZM107 149H108V148H107ZM148 149H154V150H148ZM157 149H158V150H157ZM157 149H156V150H157L156 153H158L159 150L164 152V147H162L161 145H159V146L157 147ZM162 149H163V150H162ZM166 149H168V147H167ZM173 149H175V147H173ZM173 149H172V150H173ZM179 149H180V150H183L184 148L181 149V147H180ZM262 149H263V148H262ZM7 150H8V149H7ZM46 150H47V149H46ZM61 150H62V149H61ZM88 150H89V149H88ZM88 150H87V151H88ZM131 150H132V149H131ZM176 150H177V149H176ZM176 150H175V151H176ZM185 150H186V149H185ZM185 150H184V151H185ZM1 151H2V150H1ZM36 151H37V150H36ZM82 151H83V150H82ZM82 151H81V152H82ZM112 151H113V150H112ZM160 151H159V152H160ZM165 151L167 152V150H165ZM170 151H171V149H170ZM175 151H174V152H175ZM184 151H183V152H184ZM186 151H187V150H186ZM14 152H15V151H14ZM16 152H18V151H16ZM25 152H26V151H25ZM25 152H24V153H25ZM63 152H64V151H63ZM68 152H69V150H68ZM89 152H90V151H89ZM146 152H143V153H146ZM166 152H165V153H166ZM174 152H173V153H174ZM183 152H182V153H183ZM196 152H198V151H196ZM65 153H66V151H65ZM82 153H83V152H82ZM82 153H81V154H82ZM149 153H151V152H149ZM168 153H169V152H168ZM168 153H167V155L165 154L166 156H165L163 153H162V154H161V153H160V154L158 153V154L161 155V156L164 155L163 158H164V157H165V158H166V157H167V158H170V156H172V155L170 154V156H168V155H169ZM171 153H172V152H171ZM175 153H176V152H175ZM186 153H187V152H186ZM186 153H185V154H186ZM203 153H204V152H203ZM218 153H219V152H218ZM21 154H22V153H21ZM31 154H32V153H30L29 155H31ZM63 154H64V153H63ZM152 154H153V153H152ZM176 154H177V153H176ZM179 154H181V153H179ZM236 154H237V152H236ZM252 154H253V153H252ZM254 154H255V153H254ZM259 154H260V152H259ZM259 154H258V155H259ZM262 154H263V152H262ZM262 154H261V155H262ZM2 155H3V154H2ZM35 155H36V154H35ZM65 155H66V154H65ZM65 155H64V157H65ZM69 155H70V154H69ZM143 155H144V154H143ZM149 155H150V154L147 153V155H144V156H146V158H148ZM188 155H189V153H188ZM196 155H197V153H196ZM215 155H216V154H215ZM261 155H260V156H261ZM19 156H20V155H19ZM23 156H24V155H23ZM33 156H34V155H33ZM33 156H30V157H33ZM67 156H68V155H67ZM82 156H85V154H84V155L82 154ZM86 156H87V155H86ZM120 156H121V155H119V157H120ZM151 156H152V155H151ZM175 156H176V155H175ZM175 156H172V157H175ZM185 156H186V155H185ZM203 156H205V155H203ZM213 156H214V155H213ZM254 156H255V155H254ZM260 156L258 157V156L256 155L255 159H256V158H260ZM24 157H25V156H24ZM35 157H36V159H37L38 154H37V156H35ZM35 157H34V158H35ZM39 157H40V159H41V157L44 158V157H46V156H43V155L41 156V155H39ZM55 157H56V156H52V158H51V157H47L48 160H47V158H45V160L43 161V163H44V162H45V163H48V161H49L50 158H51L50 160L53 159V161H55V159H57V158H55ZM75 157H76V156H75ZM153 157L155 158V157H157V156H154V155H153L152 158H153ZM158 157H159V156H158ZM176 157H177V156H176ZM176 157H175V158H176ZM197 157H198V156H197ZM206 157H207V155H206ZM206 157H205V158H206ZM54 158H55V159H54ZM84 158H85V157H84ZM106 158H107V157H106ZM120 158H121V160H122L124 157H123V158L120 157ZM120 158H118V159H120ZM129 158H130V157H129ZM149 158H150V157H149ZM161 158H162V157H161ZM163 158H162L161 160H163ZM187 158H188V157H187ZM187 158L185 157V159H187ZM261 158H262V157H261ZM261 158H260V159H261ZM7 159H8V158H7ZM107 159H108V158H107ZM109 159H110V158H109ZM115 159H116V158H115ZM118 159H117V161H118ZM130 159H131V158H130ZM173 159H174V158H173ZM183 159H184V158H183ZM185 159H184L183 162H185ZM262 159H263V158H262ZM58 160H59V158L57 159V161H58ZM62 160H63V159H62ZM83 160H85V159H83ZM95 160H96V158H95ZM105 160H106V159H105ZM113 160H114V159H112V161H113ZM142 160H143V159H142ZM142 160H139V161H142ZM154 160L156 161V159H154ZM154 160H153V161H154ZM170 160L173 161L172 159H170ZM176 160H177V158L174 159L175 163H176ZM179 160H180V159H179ZM181 160H182V159H181ZM3 161H4V160H3ZM5 161H6V160H5ZM46 161H47V162H46ZM53 161H51V162H53ZM66 161H67V160H66ZM119 161H120V160H119ZM131 161H132V160H131ZM151 161H152V159H151ZM151 161H150V162H151ZM174 161H173V162H174ZM186 161H187V160H186ZM196 161H197V163H198V160H196ZM203 161H204V160H203ZM261 161H262V160H261ZM31 162H32V161H31ZM31 162H29V163H31ZM36 162H38V161H36ZM41 162H42V161H41ZM108 162H109V161H108ZM108 162H106V163H108ZM122 162H124V160H123ZM146 162H148V161H146ZM146 162L144 161V164H143V163H142V164H143L144 166H147V165L145 164ZM164 162H165V161H164ZM166 162H167V161H166ZM179 162H180V161H178V163H179ZM181 162H182V161H181ZM206 162H208V161H206ZM10 163H11V162H10ZM15 163H16V162H15ZM15 163H14V164H15ZM17 163H18V162H17ZM49 163H50V161H49ZM49 163L47 164V166L49 165ZM68 163H69V162H68ZM93 163H94V162H93ZM113 163H114V162H113ZM116 163H117V162H116ZM124 163H125V162H124ZM140 163H141V162H140ZM168 163H169V162H168ZM195 163H196V162H195ZM27 164H28V163H27ZM37 164H39V163H36V165H37ZM41 164H42V163H41ZM41 164H40V165H41ZM50 164H51V163H50ZM97 164H98V163H97ZM171 164H172V163H171ZM256 164H257V163H256ZM6 165H7V163H6ZM15 165H16V164H15ZM32 165H33V164H32ZM40 165H39V167H40ZM54 165H55V164H53V165H51V166H54ZM66 165H67V164H66ZM75 165H76V164H75ZM99 165H100V164H99ZM103 165H105V164H103ZM106 165H107V164H106ZM110 165H111V163H110ZM114 165H115V164H114ZM153 165H154V164H153ZM259 165H260V164H259ZM18 166H19V165H18ZM24 166H25V165H24ZM34 166H35V165H34ZM42 166H43V165H41V167H42ZM51 166H50V167H51ZM55 166H57V164H56ZM58 166H59V165H58ZM84 166H85V165H84ZM100 166H101V165H100ZM108 166H109V163H108ZM108 166H107V167H108ZM120 166H121V162H120ZM144 166H143V167H144ZM171 166H172V165H171ZM173 166H174V165H173ZM175 166H176V165H175ZM175 166H174V167H175ZM181 166H182V165H181ZM193 166H194V163H193ZM198 166H199V165H198ZM21 167H22V166H21ZM21 167H20V168H21ZM59 167H60V166H59ZM63 167L65 168V166H63ZM63 167H62V168H63ZM71 167H72V165H71ZM86 167H87V166H86ZM102 167H103V166H102ZM105 167H106V166H105ZM107 167H106V168H107ZM121 167H122V166H121ZM179 167H180V166H179ZM179 167H178V168H179ZM185 167H186V165H184V169H185ZM194 167H195V166H194ZM194 167H193V168H194ZM36 168H38V166H37ZM42 168H44V167H42ZM47 168H48V167H47ZM47 168H46V169H47ZM51 168L53 169V167H51ZM99 168H100V167H99ZM145 168H146V167H145ZM145 168H144V169H145ZM181 168H183V167H181ZM181 168H180V169H181ZM17 169H18V167H17ZM21 169H22V168H21ZM150 169H151V168H150ZM162 169H164V168H162ZM170 169H171V168H170ZM191 169H192V167L190 168V170H191ZM257 169H258V168H257ZM257 169H256L255 171L258 172ZM36 170H37V169H36ZM36 170L34 169V170H31V171L29 170L30 172H29V171L26 172V175H27V173H28V177H29V179H30V177H31V180H32V179L39 180L41 177L44 176L43 174H39L40 172H36ZM41 170H42V169H41ZM43 170H44V169H43ZM62 170H64V169H62ZM102 170L104 171V169H102ZM121 170H122V169L119 167V165H118V163H117V165H115V166H113V167H111V168L108 167L107 170L105 171V172L108 171V172L105 173V174H107L108 177L110 176L109 178H107V175H105V177H104V176H103V174H104L103 172H102L103 174H102L101 176H98V175H97L98 177H97L96 174H94V173L91 174V179H93L92 187L90 188L91 184H90L89 186L86 184V185H87V188H88V192L85 193V198L82 196L83 199L80 197V199L76 200L75 202H70V201H72V200H71L69 197H68V199H66V197H65V199H63V198H64V197H63L64 195H63V196H62V197H63L62 200H61V199H60L61 201L59 200L60 203H59V201H58V204H59V205L57 204V208H55V207H49L48 204H49L50 202L48 203V202H47V201H48L47 199H46V200L43 199V200H44V201H43L44 205H42L43 203L41 204V201H40L41 198H39L40 196H42L43 192L45 191V190H44L45 188H44V189H42L43 192H41V193L39 192L41 195L38 197V199H37V198H34V203H33L34 205H33V207H32L31 205H29V203L27 204L28 206H26V207H27V208H29V206L31 207V208H30V214H32V215H33V213H34V210H37L38 208L43 207V208L40 210V215H39V218H40L41 220H43V221H45V222H50V221H53L52 219L56 217L57 220H58L59 218H60V219H63L62 221H63L64 223H67V222H70V223H71V222H73L74 219H75V220H77V218H78V219H81V218L84 217V216L87 217L88 215H95L96 210H100V212H101V216H102V217L100 216L99 219L102 218V220L105 221V222H104V221H103V222L106 223L107 226H109L110 229H111V228L114 227L115 223L118 221L117 219L122 218V217L124 216V214H123L122 212L117 213V215H114V214H113L114 206L117 205V204H121V203H119V202H120V201H119V200H120V197H119V195H118V193L120 192V190H118V187H116V186H117V182H116V181H118V179H116V178L119 177V176L116 177V175H117L118 173H120ZM151 170H152V169H151ZM168 170H169V169H168ZM173 170H174V169H173ZM177 170H178V169H177ZM181 170H182V169H181ZM181 170H179V171H181ZM192 170H193V169H192ZM192 170H191V172H192ZM259 170H260V169H259ZM18 171H19V170H18ZM22 171H23V170H22ZM24 171H25V170H24ZM34 171H35V172H34ZM68 171H69V169H68ZM97 171H98V170H97ZM174 171H175V170H174ZM179 171H178V173H179ZM186 171H187V170H186ZM20 172H21V171H20ZM42 172H43V171H42ZM122 172H123V171H122ZM142 172H143V171H142ZM150 172H152V171H150ZM155 172H156V171H155ZM161 172H162V171H161ZM161 172H160V173H161ZM181 172H182V171H181ZM53 173H54V172H53ZM73 173H74V172H73ZM78 173H79V171H78ZM81 173H82V172H81ZM96 173H97V172H96ZM164 173H166V172H164ZM169 173H170V172H169ZM175 173H176V172H175ZM175 173H174V174H175ZM188 173H189V172H188ZM0 174H1V173H0ZM24 174H25V172H24ZM24 174L22 173V176H25ZM147 174H148V172H147ZM179 174H180V173H179ZM73 175H74V174H73ZM76 175H77V174H76ZM94 175H95V176H94ZM119 175H120V174H119ZM123 175H124V174H123ZM156 175H157V174H156ZM163 175H165V174H163ZM166 175H167V174H166ZM172 175H173V174H172ZM180 175H181V174H180ZM184 175L186 176V174H184ZM250 175H251V174H250ZM77 176H78V175H77ZM149 176H150V174H149ZM153 176H154V175H153ZM161 176H162V175H161ZM167 176H169V178L171 177V175H169V174H168ZM176 176H178V175L176 174ZM185 176H184V177H185ZM26 177H27V176H26ZM26 177H24V178H26ZM28 177H27L26 179H28ZM114 177H116L115 180H114ZM150 177H151V176H150ZM163 177H165V176H163ZM172 177H173V176H172ZM172 177H171V178H172ZM174 177H175V176H174ZM184 177H182V178H184ZM14 178H15V177H14ZM59 178H60V176H59ZM61 178H62V177H61ZM72 178H73V177H72ZM182 178H181V179H182ZM205 178H206V177H205ZM29 179H28V181H29ZM43 179H45V177H44ZM47 179H48V178H47ZM112 179H113V180H112ZM179 179H180V178H179ZM184 179L187 180V177L184 178ZM234 179H235V178H234ZM133 180H134V179H133ZM157 180H158V179H157ZM160 180H161V178H160ZM165 180H167V178H165ZM235 180H236V179H235ZM28 181H26V184L24 183V186H25V187H29V186L32 185L31 183H32L33 181H31V183H29ZM56 181H57V180H56ZM68 181H69V180H68ZM129 181H130V179H129ZM178 181H181V180H178ZM182 181H183V179H182ZM215 181H216V180H215ZM220 181H221V180H220ZM245 181H246V180H245ZM258 181H259V180H258ZM23 182H24V181H23ZM27 182H28V184H27ZM57 182H58V181H57ZM77 182H78V179H77ZM121 182H122V181H121ZM121 182H119V183L121 184ZM123 182H124V181H123ZM159 182L162 183L161 181H159ZM230 182H231V181H230ZM42 183H44V182H42ZM64 183H65V182H64ZM154 183H155V182H154ZM160 183H159V185H160ZM167 183H168V182H167ZM167 183H165V184L167 185ZM206 183H208V181H207ZM209 183H210V182H209ZM209 183H208V184H209ZM213 183H215V182H213ZM236 183H237V182H236ZM236 183H235V184H236ZM242 183H244V182H242ZM252 183H253V181H252ZM252 183H250V184H252ZM255 183H256V182H255ZM29 184H31V185H29ZM151 184H152V183H151ZM162 184H163V183H162ZM165 184H164V185H165ZM225 184H226V183H225ZM227 184H228V183H227ZM227 184H226V185H227ZM15 185H16V184H15ZM15 185H14V187H15ZM26 185H27V186H26ZM41 185H42V184H41ZM64 185H65V184H64ZM164 185H161V186L164 188V187H165ZM175 185H176V184H175ZM213 185H215V184H213ZM213 185H211L210 187H213ZM226 185H225V186H226ZM228 185L230 186L231 184H228ZM238 185H239V184H238ZM12 186H13V185H12ZM24 186H23V188H25ZM32 186H33V185H32ZM32 186H31V187H32ZM36 186H38V185H36ZM121 186H122V185H121ZM121 186L119 185V189H121ZM151 186H152V187H150V188H151V191H152V188H153L154 186H153V185H151ZM202 186H203V184H202ZM202 186H201V187H202ZM0 187H1V186H0ZM8 187H9V186H8ZM206 187H207V186H206ZM230 187H231V186H230ZM241 187H242V186H241ZM1 188H2V187H1ZM3 188H4V187H3ZM6 188H7V187H6ZM6 188H5V189H6ZM12 188H13V187H12ZM23 188H22V189H23ZM33 188L35 189V192H36V191H37V187H33ZM41 188H42V187H41ZM154 188H155V187H154ZM166 188H167V186H166ZM169 188H172V186L169 187ZM208 188H209V187H208ZM208 188H207V189H208ZM215 188H216V187H215ZM215 188H214V189H215ZM245 188H246V187H245ZM253 188H254V187H253ZM5 189H4V190H5ZM20 189H21V188H20ZM50 189H51V188H50ZM52 189H53V188H52ZM148 189H149V188H148ZM172 189H173V188H172ZM172 189H170V190H172ZM207 189H206V191H205V190H204V191L207 192ZM257 189H258V188H257ZM7 190H8V188H7ZM14 190H15V189H14ZM23 190H24V189H23ZM26 190H27V189L25 188V192H26ZM28 190H29V191H27V192H30V194H31L32 189H31V191H30V188H29ZM42 190H41V191H42ZM72 190H73V189H72ZM117 190H118L119 192H117ZM123 190L125 191V189H123ZM128 190H129V189H128ZM155 190H156V189H155ZM170 190H168V191H170ZM208 190H209V189H208ZM222 190H223V189H222ZM250 190H251V189H250ZM252 190H255V189H252ZM252 190H251V193H253ZM38 191H40V188H38ZM69 191H70V190H69ZM80 191H81V190H80ZM149 191H150V189H149ZM165 191H166V190H165ZM165 191H164V192H165ZM246 191H247V190H246ZM9 192H10V191H9ZM9 192H8V193H9ZM13 192H14V191H13ZM21 192L23 193L22 190H21ZM21 192H20V193H21ZM48 192H49V191H48ZM53 192H54V190H53ZM57 192H58V190H57ZM60 192H61V191H60ZM76 192H77V191H76ZM121 192H122V190H121ZM152 192H153V191H152ZM155 192H156V191H155ZM212 192H214V191L212 190ZM219 192H220V191H219ZM241 192H242V191H241ZM247 192H248V191H247ZM258 192H259V191H257V193H258ZM8 193H7V191L0 192V202L3 203L2 205H5V206L9 207L10 209H12V211H14V210H15V211H18L19 208L21 209L22 205L19 207L20 204H19V203H15V202L20 201V200H19L20 198L23 200L22 196H20L22 193H21V194L18 193V195L15 194V195H17V197L19 196V199H17L16 201L14 200L15 202L11 200V199H13V197L11 198V196H9ZM14 193H15V192H14ZM77 193H78V192H77ZM83 193H84V192H83ZM222 193H223V192H222ZM243 193H244V192H243ZM262 193H263V192H262ZM24 194H25V193H24ZM24 194H23V196H25ZM27 194H28V193H27ZM36 194H37V193H36ZM36 194H35V195H36ZM55 194H56V192H55ZM150 194H151V192H150ZM254 194H255V193H254ZM254 194H253V195H254ZM260 194H261V193H260ZM11 195H12V193H11ZM15 195H14V196H15ZM35 195H33V196H35ZM43 195H44V194H43ZM74 195H75V193H74ZM78 195H79V194H78ZM158 195H159V194H158ZM242 195H243V194H242ZM251 195H252V194H251ZM261 195H262V194H261ZM26 196H27L28 199L26 198ZM26 196H25L24 198H26V199L28 200V202H30V200H31V196H30L29 194L26 195ZM29 196H30V198H29ZM47 196H49V195H47ZM51 196H52V195H51ZM54 196H55V195H54ZM54 196H52V197L55 198ZM56 196H57V195H56ZM59 196H60V195H59ZM59 196L57 197L58 199H59ZM71 196H72V195H71ZM124 196H125V195H124ZM148 196H149V195H148ZM151 196H152V195H151ZM187 196H188V195H187ZM238 196H239V195H238ZM257 196H258V195H257ZM43 197H44V196H43ZM45 197H46V196H45ZM137 197H139V195H138ZM253 197H254V196H253ZM263 197H264V196H263ZM74 198H75V196H74ZM76 198H77V197H76ZM135 198H136V197H135ZM149 198H150V197H149ZM248 198H249V197H248ZM248 198H247V199H248ZM29 199H30V200H29ZM50 199H51V201H52V198H49V200H50ZM141 199H144V196H143V195H142V198H141ZM147 199H148V198H147ZM147 199L145 198V200H147ZM150 199H152V197H151ZM222 199H224V198H222ZM239 199H240V198H239ZM243 199H244V198H243ZM250 199H251V198H249V200H250ZM22 200L20 201L21 204H22ZM27 200H26V201H27ZM37 200H38L40 203L37 202ZM145 200H144V202H145ZM227 200H229V199H227ZM227 200H226V201H227ZM252 200H253V199H252ZM263 200H264V198H263ZM23 201H24V200H23ZM55 201H56V199H55ZM140 201H143V200H140ZM151 201H152V200H151ZM234 201H235V200H234ZM239 201H240V200H239ZM257 201H258V200H257ZM13 202H14V203H13ZM24 202H25V201H24ZM32 202H33V201H32ZM32 202H31L30 204H32ZM144 202H143V203H144ZM219 202H220V201H219ZM251 202H252V201H251ZM254 202H255V201H254ZM254 202H253V204H254ZM258 202H260V201H258ZM51 203H52V202H51ZM54 203L56 204L57 202H54ZM54 203H52V204H54ZM124 203H125V202H124ZM249 203H250V202H249ZM261 203H262V202H261ZM263 203H264V201H263ZM25 204H26V203H25ZM55 204H54V205H55ZM222 204H223V203H222ZM240 204H243V203H240ZM251 204H252V203H251ZM251 204H250V205H251ZM259 204H260V203H259ZM2 205H0V206H1V207H5V206H2ZM228 205H229V203H228ZM55 206H56V205H55ZM140 206H143V205H140ZM144 206H145V203H144ZM172 206H173V205H172ZM225 206H226V204H225ZM247 206H248V205H247ZM7 207H6V208H7ZM117 207H118V206H117ZM213 207H214V206H213ZM232 207H233V205H232ZM232 207H231V208H232ZM241 207H242V205H241ZM251 207H252V205H251ZM9 208L7 209V211H10ZM119 208H121V207H119ZM140 208H141V207H140ZM217 208H218V207H217ZM217 208H216V209H217ZM235 208H236V207H235ZM238 208H239V207H237V209H238ZM246 208H248V207H246ZM0 209H2L1 211L3 212V208H0ZM24 209H26L25 206H24ZM31 209H32L33 212H31ZM222 209H223V208H222ZM240 209H241V208H240ZM240 209H238V210L240 211ZM251 209H253V208H251ZM21 210H22V209H21ZM224 210L226 211L227 208L224 209ZM1 211H0V213H1ZM7 211H6V212H7ZM26 211H27V210H26ZM119 211H120V210H119ZM125 211H126V210H125ZM235 211H236V210H235ZM4 212H5V208H4ZM6 212H5V213H6ZM18 212H19V211H18ZM18 212H16V214H17ZM21 212H22V211H21ZM21 212H19V214H20ZM35 212H36V211H35ZM126 212H127V211H126ZM179 212H180V211H179ZM237 212H238V211H237ZM7 213H8V212H7ZM7 213H6V214H2V213H1V214H2V218H3V216H4V218H3L4 220H3V221L6 220V221L4 222V225L6 224L7 221H8L7 223H10V224H11V222H12V220H13L12 217H13V216H17V215H15V213H14V215H13V212H12V213L10 212V214H7ZM177 213H178V212H177ZM211 213H212V212H211ZM219 213H220V212H219ZM224 213H225V212H224ZM245 213H246V212H245ZM245 213H244V214H245ZM19 214H18V215H19ZM27 214L29 215L28 211H27ZM35 214H36V213H35ZM35 214H34V215H35ZM159 214H160V213H159ZM213 214H214V213H213ZM225 214H226V213H225ZM227 214H229V213L227 212ZM32 215H31V217H30L31 219L33 218ZM182 215H183V214H182ZM247 215H248V213H247ZM114 216H116V218H115ZM208 216H209V215H208ZM213 216H214V215H213ZM234 216H235V215H234ZM26 217H27V216H26ZM89 217H90V216H89ZM223 217H224V216H223ZM240 217H241V216H240ZM15 218H16V217H15ZM28 218H29V217H28ZM37 218H38V217H37ZM39 218H38V219H39ZM84 218H85V217H84ZM91 218H92V217H91ZM226 218H227V217H226ZM226 218H225V219H226ZM230 218H232V217H230ZM230 218H228V219H230ZM34 219H35V218H33V221H34ZM124 219H125V217H124ZM222 219H223V218H222ZM232 219L234 220V217H233ZM232 219H230V222L232 221ZM57 220H56V221H57ZM88 220H89V218H88ZM102 220H101V221H102ZM122 220H123V219H122ZM198 220H199V219H198ZM244 220H245V219H244ZM15 221H16V220H15ZM29 221H30V219L28 220L27 223H29ZM31 221H32V220H31ZM31 221H30V222H31ZM33 221H32V223H33ZM99 221H100V220H99ZM224 221H225V220H224ZM238 221H239V220H238ZM63 222H62V223H63ZM84 222H85V221H84ZM121 222H122V221H121ZM190 222H192V221H190ZM216 222H218V221H216ZM225 222H226V221H225ZM228 222H229V221H228ZM230 222H229V223H230ZM13 223H14V221H13ZM80 223H81V222H80ZM87 223H88V221L86 222V224H87ZM232 223H233V222H232ZM239 223H240V222H239ZM81 224L83 225L84 223L82 222ZM100 224H101V223H100ZM226 224L229 226L228 223H226ZM7 225H8V224H7ZM63 225H64V224H63ZM77 225H78V224H77ZM125 225H126V224H125ZM193 225L195 226V224H193ZM193 225H192V226H193ZM227 225H226V226H227ZM230 225H231V227H232V224H231V223H230ZM240 225H241V223H240ZM9 226H10V225H8L7 228H9ZM12 226H13V224H12ZM14 226H15V224H14ZM27 226H28V225H27ZM52 226H53V225H52ZM83 226H84V225H83ZM101 226H102V224H101ZM0 227H1V226H0ZM5 227H6V226H5ZM10 227H11V226H10ZM21 227H22V226H21ZM77 227H78V226H77ZM98 227H99V226H98ZM178 227H179V226H178ZM223 227H225V224H224ZM13 228H14V227H13ZM117 228H118V227H117ZM124 228H125V227H123V230H125ZM226 228H227V227H226ZM239 228H240V227H239ZM11 229H12V227H11ZM114 229H115V228H114ZM120 229H121V228H120ZM127 229H128V227H127ZM193 229H194V228H193ZM195 229H196V228H195ZM195 229H194V230H195ZM222 229H223V228H222ZM227 229H229V228H227ZM52 230H53V227H52ZM178 230H179V229H178ZM200 230H201V229H200ZM232 230H233V229H232ZM232 230H231V231H232ZM11 231H13V230H11ZM104 231H105V230H104ZM111 231H112V230H111ZM223 231H225V229H224ZM226 231H228V230H226ZM226 231L223 232V233H226ZM229 231H230V229H229ZM238 231H239V230H238ZM53 232H54V231H53ZM128 232H129V231H128ZM196 232H197V231H196ZM6 233H7V232H6ZM10 233H11V232H10ZM50 233H51V232H50ZM61 233H63V231H61ZM61 233H60V234H61ZM104 233H105V232H104ZM110 233L112 234L113 231L110 232ZM53 234H54V233H53ZM107 235H108V234H107ZM112 235H113V234H112ZM59 236H60V235H59ZM117 236H118V235H117ZM9 237H10V235H9ZM26 237H27V236H26ZM60 237H61V236H60ZM110 237H112V236H110ZM96 238H97V237H96ZM101 239H102V236H101ZM110 239H111V238H110ZM141 240H142V239H141ZM144 240H145V239H144ZM156 240H157V238H155V240H152V241L154 242V241H156ZM69 241H70V240H69ZM14 242H15V241H14ZM20 243H21V242H20ZM106 243H107V242H106ZM103 244H104V243H103ZM14 245H15V244H14ZM4 246H5V245H4ZM142 248H143V247H142ZM4 252H6V251H4ZM2 255H3V254H2ZM172 259H173V258H172ZM9 261H10V260H9ZM20 264H22V262H20Z\"/></svg>",
  "mask_w": 264,
  "mask_h": 264
}]
</instances>
